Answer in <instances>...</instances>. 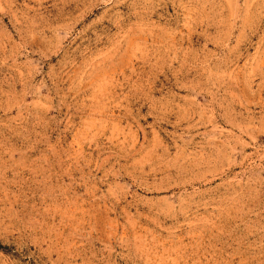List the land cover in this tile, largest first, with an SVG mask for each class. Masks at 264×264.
<instances>
[{"label": "rangeland", "instance_id": "1", "mask_svg": "<svg viewBox=\"0 0 264 264\" xmlns=\"http://www.w3.org/2000/svg\"><path fill=\"white\" fill-rule=\"evenodd\" d=\"M0 264H264V0H0Z\"/></svg>", "mask_w": 264, "mask_h": 264}]
</instances>
